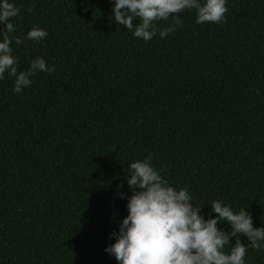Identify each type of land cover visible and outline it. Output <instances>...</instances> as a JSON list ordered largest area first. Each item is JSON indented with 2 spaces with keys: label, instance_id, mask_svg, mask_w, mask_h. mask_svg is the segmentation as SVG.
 Listing matches in <instances>:
<instances>
[{
  "label": "trees",
  "instance_id": "1",
  "mask_svg": "<svg viewBox=\"0 0 264 264\" xmlns=\"http://www.w3.org/2000/svg\"><path fill=\"white\" fill-rule=\"evenodd\" d=\"M9 2L18 72L36 57L55 71L20 93L0 80V264H119L105 251L128 215L118 193L132 195L129 165L149 153L205 219L221 199L264 227V0H225L226 23L185 10L149 42L115 23L114 0ZM33 26L47 38L28 40Z\"/></svg>",
  "mask_w": 264,
  "mask_h": 264
},
{
  "label": "clouds",
  "instance_id": "2",
  "mask_svg": "<svg viewBox=\"0 0 264 264\" xmlns=\"http://www.w3.org/2000/svg\"><path fill=\"white\" fill-rule=\"evenodd\" d=\"M196 10V24L205 22L226 23L225 0H114V21L132 32L135 38L151 41L157 34L167 37L181 25L179 14ZM34 6L26 9L31 13ZM21 9L9 0H0V80L7 72L15 77L13 91L20 93L32 84L30 79L38 72L52 73L45 60L36 57L30 68L18 72V58L13 55L10 36L16 29L10 21L20 15ZM175 13L176 16L170 17ZM139 21L135 24L134 21ZM172 20L167 27L159 28L157 21ZM48 32L33 26L27 39L40 42ZM16 44L24 41L15 38ZM153 153L146 159L129 165L127 184L132 190L130 197L120 192L119 197L128 199V215L120 224L119 232H113L115 243L105 249L119 264H245L246 252L264 250V227L255 228L252 215L246 208L234 211L231 204L221 199L211 202L215 219H205L203 207L193 206V197L187 187L179 190L169 185L152 161ZM119 189L123 184L118 185ZM211 215V214H209ZM222 222L231 226L226 232L218 228ZM244 235L250 241L245 245L239 238ZM236 237L235 245L232 238ZM230 248V252L224 251Z\"/></svg>",
  "mask_w": 264,
  "mask_h": 264
}]
</instances>
